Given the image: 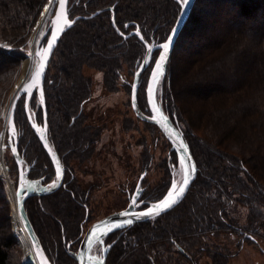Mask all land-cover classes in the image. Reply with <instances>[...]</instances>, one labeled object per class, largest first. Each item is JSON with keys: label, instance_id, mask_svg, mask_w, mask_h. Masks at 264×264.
Returning <instances> with one entry per match:
<instances>
[{"label": "trees", "instance_id": "1", "mask_svg": "<svg viewBox=\"0 0 264 264\" xmlns=\"http://www.w3.org/2000/svg\"><path fill=\"white\" fill-rule=\"evenodd\" d=\"M49 1L0 0V94L27 56L24 44ZM180 1L70 0L69 16L78 20L60 39L44 83L48 139L66 167L71 155L85 153L99 138L98 129L81 121L92 100V79L84 74V66L103 71L108 88L115 85L117 76L131 91L133 81L122 79L121 60L130 64L134 78L146 48L138 35H123L139 29L148 41L164 42L179 17ZM199 12L207 13V18ZM47 39L44 36L41 44ZM184 42L188 46L183 47ZM183 50H189L183 54L187 68L183 76L188 78L180 84L176 72L182 60L177 54ZM158 55L156 51L140 80L138 102L145 113H149L147 82ZM247 65L255 69L254 74L238 81V73ZM185 89H193V100L200 102V107L181 105L186 101ZM157 101L177 120L198 166L197 178L172 211L112 232L105 240L110 244L106 264H199L195 257L210 248L202 239L222 233L237 234L239 244H258V234L264 231V0H197L159 81ZM212 102L220 104L209 107ZM25 105L22 96L15 112L23 166L30 179L50 182L55 170L29 122ZM29 109L36 121L43 123L38 93L30 99ZM147 124L160 132L156 125ZM9 144L6 147L11 150ZM169 157L172 163L165 167L164 179L145 191L148 202L141 208L161 200L169 190L172 173L179 166L175 151L171 150ZM152 158L150 155L147 161ZM148 162L143 167L147 168ZM6 167L17 186L19 170L14 158ZM75 176L67 169L60 189L26 201L28 217L52 264H77L80 241L91 224L89 189L78 185ZM239 205L249 208L246 226L235 218L234 209ZM220 247H213L214 253L223 259ZM91 255L95 257L97 250ZM169 255H178V261ZM0 264H22L1 177Z\"/></svg>", "mask_w": 264, "mask_h": 264}, {"label": "rangeland", "instance_id": "2", "mask_svg": "<svg viewBox=\"0 0 264 264\" xmlns=\"http://www.w3.org/2000/svg\"><path fill=\"white\" fill-rule=\"evenodd\" d=\"M51 3L52 0L49 1L47 7ZM55 8L56 4L53 5L52 14L46 25L41 28L38 34L36 30L44 13L37 21L34 29L29 34L28 41L24 44L28 52L27 56L20 61L19 67L9 77L6 86L0 94V139H3L2 137L7 127L16 93L20 86L30 77L32 74L31 71H33L31 69L27 73L25 72V61L33 56V68L36 67L38 63L36 51L39 43H42L44 33L49 28ZM199 15L207 18V13L199 12ZM255 21L258 22L257 19ZM2 43L3 45H7L5 41ZM184 46L186 47L188 44L184 42ZM194 50L192 49V51ZM188 52L189 50H183L177 54V58L182 60L178 64L176 72L180 84L188 78L187 76H183L187 70L185 66L186 60L183 54L185 55ZM121 64L122 79L132 83L133 77L131 78L130 64L124 60H121ZM254 71L255 69L253 67L245 66L242 74L238 73L241 76L238 81L244 80L247 77L249 78L251 74H254ZM83 72L87 77H91L92 79V100L85 106L81 121L84 125H91L98 129L99 138L94 141L95 143H91V148L85 153L71 155L68 158V162L75 171L76 176L74 179L76 183L89 189L87 198L90 205L89 222L92 223L116 210L126 207L129 197L134 193L139 179L144 172H146V176L143 180L142 188L147 191L146 193L157 186L165 177V167H168L172 163H169L171 160L169 155L173 149L161 130L160 133L153 126L136 117L131 104V91L122 83V80H119L116 76L115 85L108 88L106 85V76L103 71L84 66ZM184 92L186 93V101L181 105H186L187 107L192 106L195 109L197 106H201L200 102L193 100V89H185ZM209 104V107H213L220 103L212 102ZM89 115L91 117H88ZM7 133L3 139L5 146L9 142ZM2 149L0 164L7 171H5L6 175L3 171H0V177L5 184L12 229L16 233V243L20 260L22 264H26V251L20 238L22 228L15 223V209L11 203L13 199L12 186L13 188L15 187L16 194L15 177L6 167L7 161L11 157L13 158V155L7 147ZM150 155L153 158L148 162L147 159H149ZM146 162H148L147 168L143 167ZM167 162L169 163L168 165L165 164ZM172 174L171 182L175 180L179 186L182 183L184 174L180 161L178 168ZM234 210L236 212L235 218L239 220L240 225H248V217L250 216L249 208L239 205ZM258 235V244H253L248 241L239 244L237 234L232 235L231 233H222L215 238L205 237L202 239V243L204 246L210 247L209 252L198 255L195 258H199V264H264V231H260ZM212 246H222L220 248H223V250L220 251L223 252V259L214 253L215 249ZM169 257L177 261L179 259L178 255H169ZM167 264H174V262Z\"/></svg>", "mask_w": 264, "mask_h": 264}, {"label": "water", "instance_id": "3", "mask_svg": "<svg viewBox=\"0 0 264 264\" xmlns=\"http://www.w3.org/2000/svg\"><path fill=\"white\" fill-rule=\"evenodd\" d=\"M69 2L70 0H65L63 9H61L60 0H58L56 4L54 15L51 19V24L48 30L44 33V36H48L47 42L44 45H41L40 43L38 45L36 51V56L38 57V63L36 67L33 69L30 77L20 86V88L16 93V96L12 103L10 117L7 122V127L2 137L4 139L6 132H8L9 135L8 140L10 143L9 145L11 148V152L19 170L18 184L16 186V202H15L16 211L19 215L24 231L27 233L29 239L31 240L36 262L38 264H52V263L49 260L41 244V241L28 217L26 211V201L35 196H44L54 193L61 187L65 175V168L63 163L61 162L60 156L53 149L48 139V115L45 105L44 83H45L46 73L48 71V67L50 64V60L58 46L60 39L62 38L64 33L69 28H71L78 20V17L75 19L70 18ZM196 2L197 0H189L190 6H185L180 1L181 11L179 17L175 25L173 26L168 38L162 43L157 44L154 40L148 41L142 35L139 29L132 31L127 35H123L118 30L119 33L123 35L125 38H128L132 35H138L141 41L145 45L146 53L144 59L142 60L141 64L135 71L133 78L132 90H131L132 109L138 119L156 125L164 134V136L167 138V140L172 146V149L176 152L179 161L183 167L184 174H183L182 183L178 186L176 181L173 180L172 185L170 186L169 190L161 200L150 203L148 207L143 210H137L138 202L143 192L141 187L142 182L146 176V172H144L141 175L137 187L130 198V202L128 206L123 210L111 213L105 216L104 218L94 222L85 231L76 253L77 264H101V262L102 264H106L110 245L105 247L104 256L101 260H94L91 257V251L97 244L104 245V238L122 227L155 219L159 216H162L172 211L179 204L183 202L193 182L197 178L198 166L192 155L189 144L186 142L183 133L178 127L177 120H173L171 117H169L164 112L163 108L161 107V105H159L157 101V87L159 85V81L162 75H164L167 72L170 63V58L174 52L176 43L180 37L182 30L184 29V27L186 26L187 22L190 19L191 13L196 5ZM112 11L113 12L115 11L114 8H112ZM185 11H186V15L184 14ZM113 22L115 25V15L113 16ZM53 35L56 36L55 40L52 39ZM169 39H171V43L169 44L168 52L165 53L161 45L165 43H169ZM49 43H51L52 45L50 50H48ZM149 49H151V51H149ZM156 51H159V55L151 69L147 83V88H146V99H147L149 113H145L141 110L138 102L140 80L143 73L150 67L151 61L153 59V55ZM161 55L165 56L163 74L160 75L158 80L154 83L152 74L156 71L155 65L157 62H159ZM41 65H43V70L41 72L39 80L37 81L35 77H36V73L41 71ZM150 88L152 89L151 92L149 91ZM41 91L43 92L42 97L40 95ZM35 93L39 94L41 103L43 105L44 122L42 125H39L37 123L35 116H33V114L29 109L30 99ZM22 96H25L26 113L29 122L32 128L37 133L43 148L46 150L49 157L51 158L57 172V181L53 182L50 187H48V185H43L41 180L30 179L29 170L24 169L23 159L18 150L17 128L15 125V112H16L17 103ZM193 165L195 166L194 171L192 167ZM186 179H187V184L184 183ZM27 184H33L35 185V187L29 188L26 186ZM181 188L183 189L182 192L180 191ZM133 200H135V204L132 203ZM165 201H168L167 206H165ZM157 205H159L160 207L157 208ZM129 220H131L132 223L130 224L127 223V221ZM26 264H35V262L27 261Z\"/></svg>", "mask_w": 264, "mask_h": 264}, {"label": "bare ground", "instance_id": "4", "mask_svg": "<svg viewBox=\"0 0 264 264\" xmlns=\"http://www.w3.org/2000/svg\"><path fill=\"white\" fill-rule=\"evenodd\" d=\"M53 5H55L54 2H52L51 5L48 6L45 9V11L43 12L44 14L41 17L40 22H39V25H38L37 30H36V33L37 34H38V32H40L41 28L46 25L49 17L51 16L52 10H53ZM32 55H34V54H32ZM33 63H34V57L33 56L30 57L27 61H25L24 69H25V72L26 73L28 71H30L31 69H34L33 68ZM1 145H2V148H3V139H0V146ZM2 148H1L0 154L3 151ZM0 171L1 172L3 171L4 174L6 175L5 171H7V170H5L4 169V166H2L1 164H0ZM11 189H12V194H13V199H12V202L11 203L13 204L14 209H15V215L14 214L13 215H14V218H15L16 225L19 226L20 228H22V233L20 234V238H21V242H22V244H23V246L25 248V251H26V259H27V261L35 262L34 251H33V247H32L31 240L29 239V236L27 235V233L24 231V229L22 227V224H21V221H20V218H19V215H18V213L16 211V205H15V202H16L15 187L13 188V186H12ZM20 228H19V230H20Z\"/></svg>", "mask_w": 264, "mask_h": 264}, {"label": "flooded vegetation", "instance_id": "5", "mask_svg": "<svg viewBox=\"0 0 264 264\" xmlns=\"http://www.w3.org/2000/svg\"><path fill=\"white\" fill-rule=\"evenodd\" d=\"M44 122V121H43ZM37 123L39 124V125H42L43 123H39L38 121H37ZM34 130V129H33ZM34 132H35V130H34ZM36 133V132H35ZM36 135H37V133H36ZM37 137H38V135H37ZM39 139V138H38ZM40 141V140H39ZM52 146V145H51ZM53 147V146H52ZM53 149H54V147H53ZM55 150V149H54ZM56 151V150H55ZM57 152V151H56ZM58 153V152H57ZM48 154V153H47ZM59 154V153H58ZM49 156V155H48ZM60 156V155H59ZM49 159H50V161H51V164H52V166H53V168H54V170H55V176H54V179L53 180H51L50 182H45V180H44V178H35V179H33V180H41L42 181V184L43 185H48V187H50L51 185H52V183L53 182H56L57 181V172H56V169H55V166H54V164H53V162H52V160H51V158L49 157ZM60 159H61V157H60ZM61 162L63 163V165H64V168H65V175H64V179H63V182H62V185H61V187L63 186V184L65 183V180H66V175H67V169H69V173L72 171V172H75L74 171V169L72 168V166L69 164V162L67 161V163L69 164V166H70V168H69V166L67 165V167H66V165H65V163L62 161V159H61ZM143 183V182H142ZM60 187V188H61ZM142 187V186H141ZM59 188V189H60ZM142 190H143V192H142V195H141V197H140V200H139V202H138V208H137V210H143V209H145V208H141V207H143V206H146V203L148 202L147 200H145L144 199V193H145V190L142 188ZM132 196V195H131ZM131 196L129 197V199H128V204H129V202H130V198H131ZM128 204H127V206H128ZM126 206V207H127ZM126 207H124V208H122V209H119V210H116V211H114V212H117V211H120V210H123V209H125ZM114 212H112V213H114ZM105 217V216H104ZM103 218V217H102ZM101 218V219H102ZM100 220V219H99ZM96 221H98V220H96ZM96 221H93L91 224H93L94 222H96ZM90 224V225H91ZM89 225V226H90ZM89 226L87 227V229L89 228ZM87 229H85V231L87 230ZM85 233V232H84ZM110 235V234H109ZM108 235V236H109ZM108 236H106L105 238H104V245H101V244H97L96 246H95V248H94V250H97V255L95 256V257H92L94 260H101L102 258H103V256H104V250H105V247H107V246H109L110 244H106V242H105V240L108 238ZM81 242V241H80ZM109 252V251H108Z\"/></svg>", "mask_w": 264, "mask_h": 264}, {"label": "snow or ice", "instance_id": "6", "mask_svg": "<svg viewBox=\"0 0 264 264\" xmlns=\"http://www.w3.org/2000/svg\"><path fill=\"white\" fill-rule=\"evenodd\" d=\"M181 3H182L183 5H185V6H190V5H189V0H181ZM64 4H65V0H60V6H61V9H63ZM178 14H179V13H178ZM184 14L186 15V11H185ZM52 39L55 40V39H56V36L53 35V36H52ZM170 43H171V39H169V43H165V44L161 45V47L164 49V52H165V53L168 52L169 44H170ZM51 47H52V45H51V43H49V48H48V50H50ZM149 51H151V49H149ZM164 60H165V56H164V55H161V56H160V59H159V62H157L156 65H155V67H156V71L152 74V76H153V82H154V83L158 80L159 76L163 74ZM42 70H43V65H41V71H39V72L36 73V77H35V79H36L37 81L39 80V77H40V75H41ZM29 87H30V86H29ZM149 91L151 92L152 89L150 88ZM40 95H41V97L43 96V92H42V91H41ZM192 167H193V171H194V170H195V166L193 165ZM184 183L187 184V179L184 181ZM26 186L29 187V188H34V187H35V185H33V184H27ZM180 191L182 192L183 189L181 188ZM132 203L135 204V200H133ZM167 205H168V201H165V206H167ZM159 207H160V206L157 205V208H159ZM127 223L130 224V223H132V221L129 220V221H127ZM101 264H102V262H101Z\"/></svg>", "mask_w": 264, "mask_h": 264}, {"label": "built area", "instance_id": "7", "mask_svg": "<svg viewBox=\"0 0 264 264\" xmlns=\"http://www.w3.org/2000/svg\"><path fill=\"white\" fill-rule=\"evenodd\" d=\"M57 0H52V2H56ZM3 144H4V142H3ZM0 148H2V145L0 146Z\"/></svg>", "mask_w": 264, "mask_h": 264}]
</instances>
